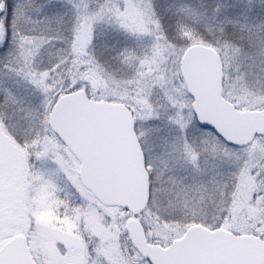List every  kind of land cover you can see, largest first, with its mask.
Returning <instances> with one entry per match:
<instances>
[{
	"label": "snow or ice",
	"instance_id": "1",
	"mask_svg": "<svg viewBox=\"0 0 264 264\" xmlns=\"http://www.w3.org/2000/svg\"><path fill=\"white\" fill-rule=\"evenodd\" d=\"M0 264H264V0H0Z\"/></svg>",
	"mask_w": 264,
	"mask_h": 264
}]
</instances>
